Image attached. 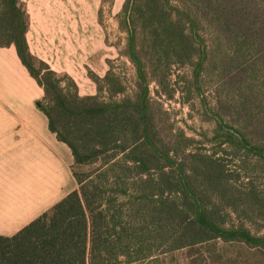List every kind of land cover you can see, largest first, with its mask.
<instances>
[{
  "label": "trees",
  "instance_id": "16d2710c",
  "mask_svg": "<svg viewBox=\"0 0 264 264\" xmlns=\"http://www.w3.org/2000/svg\"><path fill=\"white\" fill-rule=\"evenodd\" d=\"M122 13L120 55L133 75L109 61L94 78L97 94L81 96L31 54L21 0H0V47L14 46L44 90L37 105L70 148L78 185L15 235H0V264H264V188L238 185L241 173H264V0H126ZM176 66L191 67L223 157L190 150L195 140L174 131L154 99L152 84L172 96ZM213 74L215 109L201 90ZM231 214L241 223L229 224Z\"/></svg>",
  "mask_w": 264,
  "mask_h": 264
},
{
  "label": "rangeland",
  "instance_id": "374dc122",
  "mask_svg": "<svg viewBox=\"0 0 264 264\" xmlns=\"http://www.w3.org/2000/svg\"><path fill=\"white\" fill-rule=\"evenodd\" d=\"M125 2L126 0H24L29 17L30 44L44 60L31 54L48 64L59 76L73 79L81 96L97 94L94 78L106 75L110 68L109 61L117 73L132 77V64L120 55L127 37L120 27ZM176 2L174 0V4ZM191 74L190 66L173 67L169 79L172 96L169 97L163 91L157 96L156 90L161 89L156 84L151 86L152 95L169 114L174 131H182L195 140L190 150L198 149L207 154L216 151L218 156L223 157L221 149L211 141L215 135L216 122L214 118L205 115L202 97L189 84ZM201 85L203 97L215 109L218 105V78L215 74L213 77L208 75ZM43 101L44 90L36 102ZM93 169L95 166L81 167L77 168V172L90 173ZM241 174L242 179L238 185L243 190L247 189L249 180L259 189L264 188V173L249 176ZM243 220L254 233L258 232V226L252 220L244 217ZM228 223L237 225L241 220L231 214ZM236 252L238 249H231L229 254L235 255Z\"/></svg>",
  "mask_w": 264,
  "mask_h": 264
},
{
  "label": "crops",
  "instance_id": "0c3cea01",
  "mask_svg": "<svg viewBox=\"0 0 264 264\" xmlns=\"http://www.w3.org/2000/svg\"><path fill=\"white\" fill-rule=\"evenodd\" d=\"M27 41L42 59L30 44L29 30ZM42 95L15 47H0L1 236L15 235L78 188L72 152L50 131L37 105Z\"/></svg>",
  "mask_w": 264,
  "mask_h": 264
}]
</instances>
